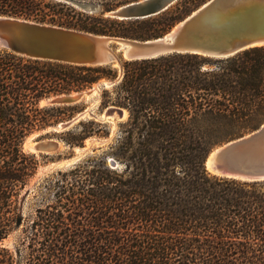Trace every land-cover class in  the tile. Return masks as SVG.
Returning <instances> with one entry per match:
<instances>
[{"label":"trees","instance_id":"obj_1","mask_svg":"<svg viewBox=\"0 0 264 264\" xmlns=\"http://www.w3.org/2000/svg\"><path fill=\"white\" fill-rule=\"evenodd\" d=\"M204 1L118 21L44 0H0V16L147 40ZM116 78L97 103L125 112L109 143L30 188L39 160L23 151L24 138L72 111L39 101ZM263 123L264 47L225 58L173 53L117 71L0 50V264H264V181L214 176L203 165L213 148ZM109 135L86 119L58 137L72 148Z\"/></svg>","mask_w":264,"mask_h":264},{"label":"water","instance_id":"obj_2","mask_svg":"<svg viewBox=\"0 0 264 264\" xmlns=\"http://www.w3.org/2000/svg\"><path fill=\"white\" fill-rule=\"evenodd\" d=\"M177 0H140L125 4L106 17L118 21L139 20L155 16ZM88 13L98 12L97 4H78ZM115 44V51L111 44ZM264 47V0H207L189 15L176 22L160 37L130 40L94 35L68 28L35 23L14 17L0 16V50L31 60L59 64L101 67L127 61H139L173 53L197 54L225 58L241 51ZM119 53V54H117ZM118 69V68H117ZM96 83V90L114 85ZM108 85V87H107ZM93 86L84 94L90 95ZM82 94L62 95L49 100V105H69ZM105 118H124L123 111L106 110ZM85 114L79 113L53 128L60 133L78 123ZM104 139L98 147L107 143ZM38 154L54 153L57 142L38 139L33 142ZM85 147H80L83 150ZM91 148L71 152L58 165L68 168L79 162ZM110 167L116 164L108 159ZM205 170L214 176L240 181H264V123L255 131L213 148L203 162Z\"/></svg>","mask_w":264,"mask_h":264},{"label":"rangeland","instance_id":"obj_3","mask_svg":"<svg viewBox=\"0 0 264 264\" xmlns=\"http://www.w3.org/2000/svg\"><path fill=\"white\" fill-rule=\"evenodd\" d=\"M44 1L55 3V4H64L68 7H71L72 9H74L75 12L83 13L84 15L89 16V17H99V18H104V19H109V20H115V19H111L109 17H106L105 16L106 13L109 11H114V10L118 9L119 7L125 5V4L140 1V0H44ZM206 1L207 0H205L204 2H206ZM84 3L85 4H97L99 6V11L93 12V13H88L86 11L81 10L78 6H76L78 4H84ZM199 6H197V8ZM197 8H195V9H197ZM194 10H192V11H194ZM72 22H75V20ZM47 25H49V24H47ZM72 30L78 31L76 29H72ZM111 47L115 51L116 45L112 43ZM117 54H119V53H117ZM109 66L111 69L117 71V68L114 65H109ZM102 80L104 81L106 79L98 80L96 83L102 82ZM106 81H109V80H106ZM96 83L92 84L89 88H87L81 92H71L70 94H68V95L75 94V93L82 94L77 102L69 104V105H49V103H48L49 100L56 98V97H59V96H62V95L49 97V98L42 99L39 101V103H38L39 108H42V107L58 108L59 107V108L67 109V110L72 109V111H71V115L69 114L70 113L69 111H64L63 112L64 115H62L63 117H61L62 118L61 120H58L55 124L48 125L46 128L34 131L24 138L23 143H22V149H23V151L28 152V153H31V151H29L25 146L27 142L33 143V142L37 141L38 139L49 138V139H52L53 141L57 142V144H58V149L54 153H49V154L33 153V154L38 156L39 165H38V168L36 170L34 177L29 182L30 188L36 182H38L40 179L52 174L53 172H55L57 170L65 169V168L61 167L62 165H58V164L61 163V161L63 159H66L71 152H74L76 149H79L80 147H86L87 144L85 141H87L89 139H93V140L97 141L96 143H93L89 146V148H91L93 150V152L97 153L100 151L101 148H103L111 140V138L114 134V131H115L116 123L120 120L115 118V117L108 118V119L105 118L104 114H105V111L107 108L100 110V111L97 110L99 92L104 87L99 88L98 93L95 95H92V94L85 95L84 94L92 86L94 87ZM85 111H87L88 113H85V116L80 121L86 120V119H92V121H94L96 123H99V122L105 123V125L110 129V135H109V137H107L108 141L103 146L98 147L99 143H101L106 138L90 136V137H87L85 140H83L81 146H74L72 148H68L59 139V137H58L59 132L58 133L54 132L53 128H56L57 125L64 123V122L70 120L71 118L75 117L77 114L84 113ZM123 113H124L123 115L125 117V112L123 111ZM112 130H113V132H112ZM90 153H92V152H88L87 154H90ZM41 156H42V158H41ZM9 243H10V240L4 242L5 245H7Z\"/></svg>","mask_w":264,"mask_h":264},{"label":"bare ground","instance_id":"obj_4","mask_svg":"<svg viewBox=\"0 0 264 264\" xmlns=\"http://www.w3.org/2000/svg\"><path fill=\"white\" fill-rule=\"evenodd\" d=\"M116 68H118L119 70H120V68H119V66L117 67V65H114ZM118 76L120 77V73L118 74ZM107 82L108 81H106V80H102V82L101 83H103V84H107ZM107 87H108V85H107ZM98 93V91L96 90V86H94L93 87V90L91 91V94L92 95H95V94H97ZM85 113H88L87 111H85L84 113H82V114H85ZM124 114V113H123ZM90 115V114H89ZM95 118V117H94ZM114 130V129H113ZM113 130H112V132H113ZM33 138V137H32ZM86 142V144H87V146L83 149V150H79V149H76L75 150V152L76 153H80V151H85V150H87L88 148H89V146L91 145V144H93V143H96L97 141H95V140H93V139H89V140H87V141H85ZM100 144V143H99ZM26 148L29 150V151H31V152H35L34 150H33V146H34V144L33 143H30V142H27L26 143Z\"/></svg>","mask_w":264,"mask_h":264}]
</instances>
